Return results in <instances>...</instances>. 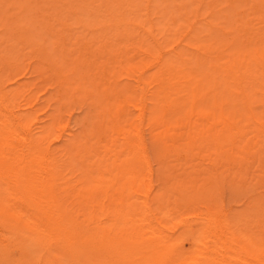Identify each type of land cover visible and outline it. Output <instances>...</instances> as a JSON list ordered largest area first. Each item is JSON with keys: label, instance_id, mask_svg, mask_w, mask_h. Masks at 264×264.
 <instances>
[{"label": "rangeland", "instance_id": "obj_1", "mask_svg": "<svg viewBox=\"0 0 264 264\" xmlns=\"http://www.w3.org/2000/svg\"><path fill=\"white\" fill-rule=\"evenodd\" d=\"M5 133L20 162L30 161L32 142L41 164L51 149L61 169L28 170L22 183L21 170L0 161L1 205L40 192L44 178L93 228L116 231L130 213L158 237L90 240L59 213L61 231L40 246L0 218V264H123V256L127 264H199L191 250L167 245L208 219L197 250L218 260L208 264H264V255L228 240L230 224L264 250V0H0ZM124 179L132 186L121 203Z\"/></svg>", "mask_w": 264, "mask_h": 264}, {"label": "bare ground", "instance_id": "obj_2", "mask_svg": "<svg viewBox=\"0 0 264 264\" xmlns=\"http://www.w3.org/2000/svg\"><path fill=\"white\" fill-rule=\"evenodd\" d=\"M97 4H99V3H97ZM86 6V5H85ZM89 6V5H88ZM128 7H129V5H128ZM124 10V9H123ZM127 10V9H126ZM118 13V12H117ZM120 17V16H119ZM117 18V17H116ZM132 18V17H131ZM136 18V17H135ZM99 20V19H98ZM132 20H133V18H132ZM94 21H96V19L94 20ZM103 21V20H102ZM133 22V21H132ZM125 24H126V22H125ZM129 24V23H128ZM127 24V25H128ZM132 24V23H131ZM116 27H118V26H116ZM121 27V26H120ZM130 27H132V26H130ZM110 29H112V28H110ZM115 29V28H114ZM109 30V29H108ZM113 30V29H112ZM118 30V29H117ZM111 31V30H110ZM119 31V30H118ZM118 31H116V33H118ZM115 32V31H114ZM122 32V31H121ZM112 33V32H111ZM115 35V34H114ZM141 72V71H140ZM143 109V108H142ZM13 124L11 123V124H9V126H8V128H10V129H13V128H15V127H13ZM18 127V126H17ZM7 128V129H8ZM17 130H18V128H17ZM7 131H9V129L7 130ZM10 132V131H9ZM14 132V131H13ZM15 132H16V130H15ZM17 133V132H16ZM11 134V133H10ZM13 134H15V133H12V135ZM19 134V133H18ZM23 135V134H22ZM22 135H20V137L22 136ZM13 136H15V138H16V135H13ZM24 136V135H23ZM25 137L26 136H24L23 138L25 139ZM14 140H16V139H14ZM11 141H9V137H8V135H7V133H5V135L3 134V136H1L0 137V161H4V165L5 166H8L10 169H19V170H21V172H19V170H18V172H16V173H18V174H20V177H19V175L17 174L16 176H18L17 177V179H19L20 178V182H22V183H24V179H26V178H24L25 176H27L26 174H27V172H28V170H38V169H43L44 167H51V168H57V169H61V165H60V163H59V161H58V159L55 157V155H54V153H53V151L51 150V149H49V151H48V156L49 157H51L52 158V160L50 161V162H48L49 160H47V158H44L45 160V162L47 163V165H43V164H41V160H42V155H43V153H42V150H41V148L37 145V144H35V143H32V142H30L27 146H28V154L29 155H31V159H30V161H28V162H25V163H23V162H20L21 161V158H19L18 156H17V158L16 157H13L12 155H13V153L12 152H10L9 151V145H11V143H10ZM142 142H144V141H142ZM14 143V142H13ZM20 143V142H19ZM52 144V143H51ZM141 144H143V143H141ZM144 145V144H143ZM12 146V145H11ZM15 147V146H14ZM18 147V146H17ZM23 147V146H22ZM12 148V147H11ZM144 148H145V145H144ZM23 149V148H22ZM107 150V149H106ZM18 151H19V149H18ZM26 151V150H25ZM130 151V150H129ZM20 152V151H19ZM107 152V151H106ZM110 152V151H109ZM116 152V151H115ZM144 152V151H143ZM145 152L147 153V151H146V149H145ZM16 154V153H15ZM20 154V153H19ZM18 154V155H19ZM25 155H27V153L26 152H22V156L24 157ZM115 155V154H114ZM148 153L147 154H145V157H146V160L147 161H149L148 160ZM144 157V158H145ZM118 158V157H117ZM17 159V160H16ZM27 161V160H26ZM113 161H114V158H113ZM110 162V161H109ZM23 163V164H22ZM45 163V164H46ZM117 163V162H116ZM142 163V162H141ZM141 163H140V165H141ZM119 164V163H118ZM117 164V165H118ZM151 164V163H150ZM114 165H116V164H114ZM119 167V166H118ZM118 169H120V168H118ZM117 169V170H118ZM122 169V168H121ZM51 170H53V169H51ZM126 170V169H125ZM32 171V172H33ZM38 171H40V170H38ZM50 171V170H49ZM56 171V170H55ZM121 171V170H120ZM46 172H48V170L46 171ZM123 172V171H122ZM39 173V172H38ZM38 173H36V174H38ZM56 173H57V171H56ZM144 173V172H143ZM33 174V173H32ZM45 174V173H44ZM43 174V175H44ZM50 174V173H49ZM110 174V173H109ZM39 175V174H38ZM33 176H34V174H33ZM55 176H57V174L55 175ZM121 176V175H120ZM28 177V176H27ZM31 177V176H30ZM45 177V176H44ZM31 178H33V177H31ZM38 178H40V177H38ZM56 178V177H55ZM44 179V178H43ZM42 179V186H43V188H42V190L39 192L36 188H34L33 190H31L30 189V191H27L26 192V194H24L23 193V196H22V198L20 197V200L17 202V205L16 206H13L12 208L9 206V205H1L0 204V218L4 221V220H7V218L8 219H10L11 221H9L8 223H6V226H7V228L9 229H12L13 231H15L16 232V234L17 235H28V236H30V240L33 242V243H35V244H40V243H42V245L44 246V240L46 239L45 238V235H51L52 233H53V235H54V232L55 231H57L58 230V228H59V230L60 229H62L61 228V224H60V227H59V218H58V216H59V213L62 215V220H66L67 221V217H69L68 218V221L70 220L71 222H72V227H73V229L74 230H76V231H78V233L81 235V236H85V235H89V239L91 240V239H93V237L95 238V236H97V238H98V236H100V237H102L103 235H105L104 237H102V239L103 238H105L106 240L108 239V238H110V237H113V239H114V235H120V236H123L124 238H125V240L126 241H137V243L138 244H142V237H143V235L147 232V233H151V236L153 235V239L155 238V240L157 239V237H158V229H157V227L156 228H153V229H149V228H151L150 226H149V222H147V223H145L144 222V218H142V217H137L138 215H136L135 214V216H133V217H131V214L130 213H128L127 214V216L126 217H124L123 218V220L121 221V224H123V225H121V227H124L125 228V231L126 232H123V231H121V227H116L117 228V230L116 231H114L113 230V228H110V229H106L105 227H104V225H103V227H101L98 223L99 222H97V224L99 225L98 227H99V229H100V231H99V229L98 228H93L92 226H90V223H88L86 220H87V218L85 219V220H80L79 218H80V214L78 213V215H75L73 212H71V211H68V209L65 207V205H64V203H63V199H62V196H60V194L59 193H56V192H54L53 194L54 195H51V193L48 191V183L45 181V180H43ZM116 179V178H115ZM120 179H122V176H121V178ZM53 180V179H52ZM54 180H56V179H54ZM53 180V182L55 183V181ZM119 180V179H118ZM18 181V180H17ZM35 181H37V180H35ZM113 181V180H112ZM116 181H117V179H116ZM121 181V180H120ZM29 182V181H28ZM52 182V183H53ZM146 182V181H145ZM21 183V186L23 185ZM38 184V183H37ZM111 184H117V182H113V183H111ZM110 184V185H111ZM130 181H127V179L125 180H122L119 184H118V186H117V190L119 191L118 192V194H119V197H118V201L119 202H121V203H124V202H126V200H127V197H126V195H125V193L127 192V190L129 189L128 187H130V186H132V184H130ZM34 185V184H33ZM50 185V184H49ZM20 186V185H19ZM38 187V186H37ZM55 187V186H54ZM114 186H112V188H113ZM20 189V188H19ZM17 190H18V188H17ZM40 190V189H39ZM23 191V190H22ZM39 192V193H38ZM148 195V194H147ZM130 197V196H129ZM149 197V196H148ZM128 199H130V198H128ZM2 200V199H1ZM144 202H145V200H144ZM26 203L28 204V206H25L26 205ZM16 204V203H15ZM50 205H51V208H52V205L55 207V210H54V212L55 213H53L51 216H49V215H47V213H46V208L49 206L50 207ZM151 206V205H150ZM54 207H53V209H54ZM148 207V206H147ZM31 208H33L34 209V211L32 212L30 209ZM12 209H13V211H12ZM50 209V208H49ZM135 211H137L138 209H139V206H137V207H134L133 208ZM144 209V208H143ZM52 211V210H51ZM49 212V211H48ZM53 212V211H52ZM51 213V212H50ZM104 214V213H103ZM153 214V213H152ZM141 215V214H140ZM139 215V216H140ZM150 215V214H149ZM104 217H105V215H103ZM147 216V215H146ZM103 217V218H104ZM213 217V216H212ZM109 218V217H108ZM214 218V217H213ZM148 219V218H147ZM154 220V219H153ZM212 220H214V219H212ZM67 221V222H68ZM69 221V222H70ZM102 221V220H101ZM109 221H110V219H109ZM11 222V223H10ZM70 222V223H71ZM111 222V221H110ZM113 222H114V219H113ZM158 222V221H157ZM223 222H224V220H223ZM229 222V221H228ZM228 222H227V224H228ZM216 223V222H215ZM214 223V224H215ZM222 223V222H221ZM220 223V224H221ZM182 224V223H181ZM206 226H204V228H202V229H200V230H197L195 227H193V226H186V227H184L183 229H182V231H181V233H180V235H179V237L177 238V239H173V241L169 244V245H167L168 246V248L171 246H174V243H175V246H178L174 251H176V250H182V249H184V248H187V249H189V250H191V252H193V253H196V259H195V261H197V263H199V264H208V263H214V262H218V260H215L214 258H213V254L212 253H210L209 254V252H207V251H209V249L207 250V251H202V253H199V251H197L198 250V246H199V242L200 241H202V240H205V243H206V234L205 233H207L209 230H208V228H210V219H208L207 220V222H206ZM223 224V223H222ZM233 224V223H232ZM70 225V224H69ZM183 225V224H182ZM225 225V224H224ZM223 225V227H225ZM234 225V224H233ZM71 226V225H70ZM112 226H113V223H112ZM218 226V225H217ZM235 226H236V224H235ZM153 227V226H152ZM160 227V226H159ZM211 228H212V226H211ZM229 228H230V232H231V234H230V236H231V240L230 239H228L229 240V243H230V241L231 242H233L232 240L234 239V240H236V242H237V247H238V249H241L242 251H245V252H251V253H253V254H257V255H264V250H262L261 252H259L258 250H260L258 247H256V245L253 243V242H248V241H246L245 240V238L242 236V234H240L239 232H237L235 229H233V227L229 224ZM162 229V228H161ZM225 229H226V227H225ZM98 230V231H97ZM147 230H150V232H148ZM164 230V229H163ZM178 230V229H177ZM61 231V230H60ZM58 232V233H61V232ZM70 231V230H69ZM219 230L217 229V232H218ZM224 231V230H223ZM225 231H227V230H225ZM224 231V233L223 234H225L226 232ZM261 231L262 232H264L262 229H261ZM123 232V233H122ZM216 232V233H217ZM221 232V231H220ZM56 233V232H55ZM174 233V232H173ZM175 233H177V231L175 232ZM215 233V234H216ZM222 233V232H221ZM220 233V234H221ZM57 234V233H56ZM63 234H65V233H63ZM73 234V233H72ZM215 234H211L213 237H217V236H221V235H217V234H219V233H217L216 235ZM258 234V233H257ZM256 234V235H257ZM60 235V234H59ZM74 235V234H73ZM72 235V236H73ZM76 235V234H75ZM174 235V234H173ZM57 236V235H56ZM55 236V237H56ZM68 236H70V237H72L71 235H68ZM223 236V235H222ZM225 236V235H224ZM52 237V236H51ZM73 237H75V236H73ZM106 237H108V238H106ZM150 237V236H149ZM172 237V236H171ZM170 237V238H171ZM228 237V236H227ZM226 237V238H227ZM60 238V237H59ZM145 238V237H144ZM151 238L152 237H150L149 238V241L151 240ZM205 238V239H204ZM220 238V237H219ZM230 238V237H229ZM28 239V240H29ZM74 239V238H73ZM100 239V238H99ZM122 239V238H121ZM158 239H160V238H158ZM163 239H164V237H163ZM167 239V238H166ZM169 239V238H168ZM167 239V240H168ZM213 239H215V238H213ZM222 239V238H221ZM27 240V239H26ZM47 240V239H46ZM56 240V239H55ZM111 240V239H110ZM165 240V239H164ZM166 240V241H167ZM210 240V239H209ZM209 240H208V242H209ZM227 240V239H226ZM227 240V241H228ZM50 240L48 239V242H49ZM109 240H107V242H108ZM112 242H113V240H111ZM121 241V240H120ZM123 241V240H122ZM163 241V240H162ZM165 241V242H166ZM213 241V240H212ZM212 241H211V243H210V245L212 244ZM218 241V240H217ZM31 242V243H32ZM46 242V241H45ZM52 242H53V240H52ZM51 242V243H52ZM118 242V241H117ZM116 242V243H117ZM152 242V241H151ZM264 242V241H263ZM55 243V242H54ZM126 242H124V244H125ZM153 243H155V241L153 242ZM156 243H158L157 241H156ZM160 243H163V242H160ZM196 243H198L197 244V246H195L196 245ZM229 243H227V244H229ZM34 244V245H35ZM47 245L49 244V245H51L50 243H46ZM128 243H126L125 245H127ZM207 244V243H206ZM206 244H204L205 246H206ZM213 244H215V242L213 243ZM157 245V244H156ZM156 245H153V246H156ZM166 245V244H165ZM203 245V246H204ZM231 245V244H230ZM40 246H41V244H40ZM153 246H151V247H153ZM174 246V247H175ZM216 246V245H215ZM214 246V247H215ZM229 246V245H228ZM156 247H158V246H156ZM210 247V246H209ZM231 247H232V245H231ZM37 248H38V246H37ZM147 248V247H146ZM162 248V247H161ZM165 248V247H164ZM167 248V249H168ZM205 248V247H204ZM211 248V247H210ZM223 248V247H222ZM230 248V247H229ZM166 249V248H165ZM164 249V250H165ZM220 249V248H219ZM31 250H33L32 248H31ZM40 250V249H39ZM43 250L45 251V249H44V247H43ZM130 250V249H129ZM161 250V249H160ZM162 250H163V248H162ZM205 250V249H204ZM211 250V249H210ZM235 250V249H234ZM36 251V250H35ZM144 251V250H143ZM151 251V250H150ZM149 251V252H150ZM154 251V250H153ZM37 252H39V251H37ZM139 252V251H138ZM182 252V251H181ZM44 253V252H43ZM140 253V252H139ZM138 253V254H139ZM154 253H155V251H154ZM153 253V254H154ZM129 255L128 256H131L130 255V252L128 253ZM137 253H136V256L138 255ZM141 254H142V252H141ZM165 254V253H164ZM145 255V254H144ZM246 255H248V254H246ZM154 256V255H153ZM163 256V255H162ZM253 256V255H252ZM255 256V255H254ZM133 257H135V256H133ZM166 257V256H165ZM164 257V258H165ZM193 257V255H191L190 257H188V259L189 258H192ZM260 257H262V256H260ZM126 258V256H123V264H127V260L125 259ZM163 258V257H162ZM259 258V257H258ZM193 260V259H192ZM263 260V259H262ZM262 260H258V264H260L261 263V261ZM184 261V260H183ZM249 261H250V259H249ZM252 262H256L257 260H251ZM251 262V263H252ZM143 263V262H142ZM146 263V262H145Z\"/></svg>", "mask_w": 264, "mask_h": 264}]
</instances>
